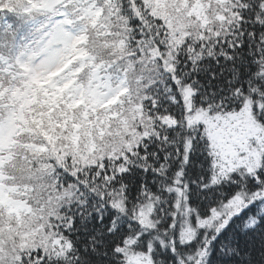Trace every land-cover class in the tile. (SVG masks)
<instances>
[{
    "label": "snow or ice",
    "instance_id": "obj_1",
    "mask_svg": "<svg viewBox=\"0 0 264 264\" xmlns=\"http://www.w3.org/2000/svg\"><path fill=\"white\" fill-rule=\"evenodd\" d=\"M0 264H264V0H0Z\"/></svg>",
    "mask_w": 264,
    "mask_h": 264
}]
</instances>
